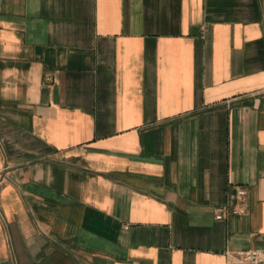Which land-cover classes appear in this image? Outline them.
I'll return each mask as SVG.
<instances>
[{"label":"crops","instance_id":"1","mask_svg":"<svg viewBox=\"0 0 264 264\" xmlns=\"http://www.w3.org/2000/svg\"><path fill=\"white\" fill-rule=\"evenodd\" d=\"M255 248L264 0H0V264Z\"/></svg>","mask_w":264,"mask_h":264},{"label":"built area","instance_id":"2","mask_svg":"<svg viewBox=\"0 0 264 264\" xmlns=\"http://www.w3.org/2000/svg\"><path fill=\"white\" fill-rule=\"evenodd\" d=\"M47 79L49 80L50 76H48ZM244 193H245L244 189L237 187L236 189L237 195H242ZM232 196L233 195H230V197ZM227 205L228 204L226 202V205L224 207L218 208L216 210L214 214V217L216 219H224L231 213L236 212L234 209H230ZM241 255H243L244 259L250 264H264V250L257 249V248L248 249V250H244L243 252H241Z\"/></svg>","mask_w":264,"mask_h":264}]
</instances>
